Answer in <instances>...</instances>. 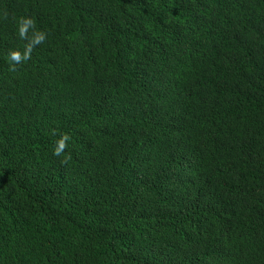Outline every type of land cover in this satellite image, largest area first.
Here are the masks:
<instances>
[{"label":"trees","instance_id":"16d2710c","mask_svg":"<svg viewBox=\"0 0 264 264\" xmlns=\"http://www.w3.org/2000/svg\"><path fill=\"white\" fill-rule=\"evenodd\" d=\"M36 63L70 89L53 123L81 92L113 141L95 170L21 113ZM55 218L88 264H264V0H0V264L72 263Z\"/></svg>","mask_w":264,"mask_h":264},{"label":"clouds","instance_id":"9594fccd","mask_svg":"<svg viewBox=\"0 0 264 264\" xmlns=\"http://www.w3.org/2000/svg\"><path fill=\"white\" fill-rule=\"evenodd\" d=\"M30 49V48H29ZM31 50V49H30ZM31 59H28L30 61ZM38 64L36 63V71L30 72L28 75L26 88L23 89L18 95L20 98L18 102L22 103L21 113L25 114L31 119H36L34 122L35 129H42L40 126H45L49 123L54 125L58 131L64 135L67 139L74 138L75 141L79 140L78 149H81L83 153L91 154L93 157V165L91 168H96L95 162L97 158L107 155L112 150L113 141L107 137L105 130L101 127V122L89 115L81 106V92L76 95L77 99L73 101V106H77L73 112H68L69 107L64 110L62 117H60V125L53 123L55 112L58 111L60 102L64 98V108L68 104L67 95L70 93V89L65 93L61 87V83L56 81H50L46 79L42 72L38 70ZM170 81L174 82V89H176V80L170 77ZM64 125L72 127V131H67L62 128ZM42 131V130H39ZM66 135H70L69 137ZM180 136L176 137L169 143L168 148L164 151V154L168 156L175 152L179 148ZM68 144L57 145L63 151ZM98 173H95V175ZM104 174L101 175L103 177ZM186 175L181 172H176L171 175V179L174 181H180ZM118 176H109L108 180L113 184ZM98 180L99 175L95 176ZM87 233L82 231L75 232L72 229V224L66 220L55 218L54 223H48V227L45 229V237L48 239L49 245H59L57 240L63 238L69 241V246L66 247L74 252V260L70 264H88V258L92 255H96L97 250L94 249V245L86 243ZM191 244V243H190ZM116 245V242H112V247ZM60 246V245H59ZM114 251V250H113ZM192 262L194 264H207L210 259L209 252L200 251L199 249L190 250ZM64 264H68L64 262Z\"/></svg>","mask_w":264,"mask_h":264}]
</instances>
